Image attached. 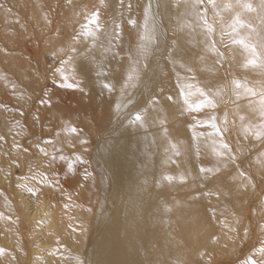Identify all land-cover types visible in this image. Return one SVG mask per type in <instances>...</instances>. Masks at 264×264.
I'll use <instances>...</instances> for the list:
<instances>
[{
    "label": "bare ground",
    "instance_id": "6f19581e",
    "mask_svg": "<svg viewBox=\"0 0 264 264\" xmlns=\"http://www.w3.org/2000/svg\"><path fill=\"white\" fill-rule=\"evenodd\" d=\"M235 2L236 0H216L217 7L213 8L208 4V0H204L197 9H193L192 0H145L140 19L136 20L130 16L127 9L119 8L117 0H110L108 7H100L102 10L97 7L96 9H100L101 12L105 10L104 13L107 12L111 20L103 27L99 26V29L94 26L93 30H89L92 31L91 34L89 33L91 40H94L86 51L89 61L83 67L81 65L73 68L72 72L69 70L71 79L75 78L78 81V78L80 80L82 78L88 81L75 83L76 81L68 77L67 81H64L63 77L58 78L59 84L53 95L56 97L51 102L53 121L48 120L49 116L46 118L47 112L44 109L37 107L39 98L42 97L41 93L34 99L37 103L30 97L28 100L21 99L20 94L14 96L11 93H3L17 86L26 91L33 85L26 86L25 69L14 64L15 62L8 61L10 57L0 61V101L9 102L12 104L11 109L18 113V116L15 114L12 117L14 114L11 116L0 112V145L4 138L12 139L13 136L15 140L16 136L13 135L15 132H18L22 145L26 143L30 145V142L35 140L51 141L56 132L55 144L50 142L52 145H47L45 151L40 150L42 153L39 155V160H45L43 162L46 170L39 183L34 180L37 185L32 198L37 204L44 201L52 202V206L58 205L51 224L54 226L53 234L55 237H62L66 233L73 241L66 247L65 261L62 262L49 252L44 264H81V262L82 264H191L190 251L199 249L200 239L210 236L217 215L225 216L229 213L237 222L243 218L237 206L246 197L239 188H231V184L238 181L225 173L223 163L217 160L220 159L217 152L224 150L220 145L213 148L210 140V142L203 141L201 135L199 137L191 130L193 126L187 124L185 115L198 116L199 111H189L181 95L182 89L190 93L189 102L193 106L205 99L199 95V90H203L207 98L214 101L215 106L225 96L229 102V114L226 112V117L218 118L222 121L226 118L229 123H237L243 135L245 128H249L247 123L244 124L249 115L245 114V105L251 102V95L244 90L236 91L233 87L219 92L213 91L212 88L217 82L224 85L225 80L228 85L231 83L235 85L240 76L238 74L247 79H251L253 75L249 67L244 66L248 62V54L240 44L233 41L244 39L245 31L251 30L254 26L256 14L243 12L236 7H227L229 4L234 5ZM242 2H251L253 6H257L261 0H242ZM206 4L208 7L205 8ZM149 5L151 10L146 15ZM155 11L162 14L160 21L155 18ZM238 12L242 13L241 19L251 27L241 28L238 33H233L231 24ZM101 18L103 19V16ZM205 19L212 27V19H215L221 27L224 25V39L231 43L232 49L226 55L228 64L225 74L221 70L224 60L218 54L217 39L213 36L214 32L211 34L207 32ZM159 23L172 32L173 50L168 57L171 76H168V81H173V88L177 94L170 100L168 97L157 100L145 120L136 121L128 127L126 99L129 90H138L146 81V75L153 61L152 57L157 54L153 47L159 44ZM261 26L264 31V22ZM84 28H81L83 32L86 30V27ZM6 30L8 28L5 29L4 35ZM117 31L120 33L119 36L116 35ZM130 33L136 36L132 42L127 36ZM9 37L11 34L6 39H11ZM84 41L86 40L82 42ZM100 47H103L104 52ZM144 48L148 49L146 55L143 54ZM76 50H73V54ZM3 53L5 54L2 56H7L6 51ZM62 54L64 53L62 52L61 56ZM111 60L115 61L116 76L114 75L115 78L108 83L112 86V90L109 91L103 85L106 83V71L111 68L109 66ZM79 61L78 63H81ZM66 65L68 66V63ZM67 66L65 69L68 68ZM133 69L138 72V77L134 75ZM151 71L153 72L151 79L148 78L152 82L158 72L157 69L152 70V68ZM92 72H95V75H92ZM228 73L230 79L226 77ZM7 75H12L13 81L7 80ZM129 76L133 78L130 80ZM92 79L95 85L90 84ZM65 82L72 83L77 88L62 87ZM258 82L261 84L264 81L260 82L259 79ZM188 85L192 87L188 88ZM165 93L167 90L162 91L163 95ZM69 96H72V99H79L77 106L74 102L66 104ZM44 98L40 103L45 101ZM99 98L101 100H98ZM215 106L205 107L201 111L204 117L205 113H208V120L215 118ZM98 111L102 114L100 118L95 116ZM65 116L82 119L83 123L73 126L78 129V134L71 132L72 124L66 126L68 129L64 126ZM13 118L12 123L15 126L9 122ZM33 118L36 120L32 121ZM241 138L245 140L244 137ZM82 140L87 143H82ZM199 155L212 159L218 168V172L214 171L206 184L205 172L200 171L202 167L205 168V162L201 161ZM77 157H81L83 162L77 160ZM39 160L37 159L38 162ZM21 165L29 166V163L23 162ZM44 168L42 167V170ZM165 176L173 177L172 182L164 179ZM239 182L244 181L239 180ZM182 183L198 185L201 188L202 199L207 196L205 187L211 189L218 202L214 206L205 202L207 213H204L205 210L202 212L203 207L198 206L199 210H196V206L191 204L194 196L192 190L184 189ZM5 195L1 196L5 198ZM182 199L186 202H182ZM3 201H6V198L5 200L0 198V249L3 250V254H0V264H25L28 250L21 239L17 240L12 235L15 233L12 230L19 229L21 225L15 224L14 227L13 223L9 225L6 222L7 218L3 214L4 208L8 206L6 202L3 205ZM212 209L215 211L213 212ZM5 211L9 213L8 210ZM102 217H106L105 220ZM197 217L208 220L209 224L205 226V222L201 220L199 222ZM220 227L223 228V225ZM72 230L79 235L76 237L71 235ZM226 230L223 228L218 231L224 235L223 232ZM221 237L211 238L208 242L209 248L224 242Z\"/></svg>",
    "mask_w": 264,
    "mask_h": 264
},
{
    "label": "rangeland",
    "instance_id": "374dc122",
    "mask_svg": "<svg viewBox=\"0 0 264 264\" xmlns=\"http://www.w3.org/2000/svg\"><path fill=\"white\" fill-rule=\"evenodd\" d=\"M96 1H98L97 4ZM109 1L110 0H1L0 51L2 52H0V55H4L5 53L3 52L6 51L7 56H0V61L2 62L4 59L7 60L10 57L8 61H10L11 63L15 62L14 64H18V66L23 70L25 69L24 71L26 73L24 74V77L26 78H24V80L26 86L30 84L33 85L31 87H28L26 91L17 86L16 88L10 89V91L16 93H12L10 91H5L3 93H11L14 96L20 94V98L23 100H28L30 98H33L34 100L37 98V95L41 93L42 97L39 98L37 107L41 110L44 109L47 112L46 118H48L49 116L48 120L50 119L51 121H53L54 119L51 116V102L52 99L56 97H53V95L54 91H56L55 89L57 84H59L58 81L59 79H61L60 77H62L63 74V76L71 79V76H69V74L70 72H72L73 68L81 67V65L83 67L89 61V57L86 55V51L89 45L92 46L94 41L91 40L92 37L91 35H89V33H91L92 31L89 30H93L95 27L84 25L89 24L90 17L95 12L99 14V26L103 27V25H106L108 22H110V15H108L107 12L104 13L105 10L101 12L102 8H100L108 7ZM117 2H119L118 6L119 8H121V10L125 8L130 12V16L134 17L135 20L140 19V16L143 12L145 0H117ZM97 7H99L101 10H97ZM206 7H208V4H206L205 8ZM155 12V18L160 21V15L162 14H160L159 11ZM254 14L256 15L254 26L252 27V29L256 27L254 28L255 31H252V29L245 31V34H243V36L246 42L249 40L252 44H258L259 41L264 38V31L261 29L262 20L259 14V8L257 9V12H254ZM101 16H103V19L101 18ZM261 16H264V14L261 13ZM161 24L159 25V44L153 47V49L157 51V54L152 57L153 61L146 75V81L143 82L142 86L138 90H129L128 97L126 99V122L128 127L136 122L134 117L137 113L141 114V116L143 117L142 120H145L150 109L154 105L153 103L164 97H168V99L170 100L177 94L175 89L173 88V81H168V76H171L168 66V57L173 50V39L171 35L172 32L163 24ZM212 24L213 28L215 29L213 36L217 39V50L219 53L223 54L222 58L224 62L221 65V70L225 74V70L228 64V56L226 55L232 49L231 43H229L227 39H224V25H222L221 27V25H219L215 19H212ZM4 26H6V28ZM84 27H86V30H84L85 32H83V30L81 29H85ZM4 28H8L5 35L3 34L5 33ZM79 30H81L83 33ZM9 32L11 34V37L9 38L11 39L8 40L6 39V37L8 38V35L10 36ZM86 33L88 35H86ZM86 36L90 37V39ZM127 36L128 40L131 42L136 39L134 33H130ZM82 38L86 41L82 42ZM86 42L88 43L86 44ZM66 49L68 50L67 52ZM100 49L102 50L103 47H100ZM73 50H76L74 51V54ZM258 51H260L259 48ZM261 51L264 52V49H261ZM62 52L64 54H62L61 56ZM102 52H104V49L102 50ZM8 54H10V56ZM75 54H77V56H75ZM37 57H39L38 60ZM120 57L122 58V55ZM78 61L81 63H78ZM67 63L68 66L66 65ZM153 63L154 65L152 66ZM114 64L115 61L111 60V62L109 63V66L111 67L109 68L110 71H106L108 78L106 76L105 81L107 84L111 81V79L115 78L114 75L116 71L114 70ZM35 65L37 66L36 68ZM2 66L4 65L2 64ZM66 66L68 67L67 69H65ZM151 68L152 70L157 69L158 72L157 77H155L152 82L149 80V78L151 79L150 76L153 73L151 71ZM42 70L45 71L43 72ZM249 70L253 72V75H251L252 78L247 79L243 75L238 74V76H240L238 77L237 82L245 85L246 87L249 86L256 92L255 95L250 94L251 102L249 101L250 103L247 102L245 105V114L249 115L244 124L247 123L250 128H252L253 130L256 128L255 131H257V128H259L258 125L264 123V118L261 117L262 106L260 103L262 99L260 93H264V82H262L261 84L258 82L259 79L260 82L264 81V70L252 67H249ZM92 75H95V72H92ZM7 76V80H9L10 82L13 81L12 75ZM226 77L230 79L229 73ZM71 80H73L74 82L76 81L75 83L82 82L83 80V83H86L88 81V79L82 78L81 80L78 78V81L75 78H72ZM93 82L94 81L92 79L90 84L95 85V82ZM2 86L4 87L3 84ZM230 87H233L236 91L244 90L243 88L237 89L234 83L228 85V82L226 80L224 85L217 82L212 86L213 91L218 92L225 90L226 88L227 90H230L228 89ZM164 90H167V93L163 95L162 91ZM229 94L230 93L228 92V96ZM71 97L72 96L67 97L68 101L66 102V104L68 105V103L70 104L74 102L75 106H77V100L79 99H72ZM252 97L254 98L252 99ZM43 98L45 101H43V103H40ZM226 98L224 96V98L218 104H216L214 109V122L222 132V136L217 135L215 129L208 126H200V124L198 123L202 121H206L209 123L212 122V119H207L209 117L208 113H205V117L201 111H199L198 116L197 114H195L194 117L192 115L186 114L185 121L187 122V124H191L189 126H193V129L191 130H193L194 133H196L199 137L201 135L203 141H211L213 148L220 145L221 140L223 141V143H226L229 146L228 149H223V155L220 156V159L217 160L223 163L225 167V169L224 167L223 169L226 170L225 173H228L233 177L235 181H238V183H234L233 185L231 184V188H239L242 195L246 197L244 201H241V203L237 206L239 211L242 212L243 218L240 220V222H237L229 213L225 216L217 215V217H215L216 220L214 221L213 219L216 226H212L213 229H211L210 236L205 237V239L201 238L200 240L202 243L200 242L199 249L190 251V253L192 252L190 254L192 258L191 264H193L194 260V264H226L227 262L228 264H233L234 262V264H249L250 261H255V264H263L264 255L262 256L259 254H261L260 250L264 249V138L257 139L256 136L252 133L243 135V132L239 129V125L237 123H229L228 121L227 123H225V121H222L218 118L220 116L226 117V112L227 114H229V102ZM98 100H101V98H99ZM34 101L35 103H37L36 100ZM11 105L12 104H10L9 102L0 101V112L2 114L4 113L11 116L14 114L12 117H14L15 114L16 116H18V113L14 112L11 109ZM95 116H99L100 118L102 117V114L100 113V111H98V113L96 112ZM66 117L67 116H65V119L63 121L65 122V127L68 124H72V126L69 125L70 128L73 126L76 127L83 123L82 119H71V117ZM69 118L72 120V123ZM34 119L35 118H33L32 121L36 120ZM9 122H11L13 126H15V124L12 123L14 122V118L12 119V121L10 119ZM258 130H260V128ZM231 131L233 134L231 133ZM55 133V136L51 141L35 140L34 142H30V145L29 143L22 145L21 139L18 138V132H15L13 134L14 136H16L15 140L13 136L12 139L4 138L2 139L0 145V157H2L0 158V198H3V200H5L6 198V201H3V205L6 202V205L8 206L6 207L5 205L6 208H4L5 213L3 215L5 216V218H7L6 222L9 225L10 223H13L14 227L18 224L21 225L19 229H13L12 231L15 233L11 234L15 239H21L24 242V247L28 250V257L25 261V264H44V262L48 258L49 252H51L53 256L59 258L63 262L66 260V247L73 241V239H70L66 235V233H64L62 237H55L53 234L54 226H52L51 224L53 223L52 219L54 218L57 208L56 206L58 205L52 206V202L44 201H41L39 202V204H37L36 200L34 201L32 198L34 188L36 187L37 183H39V180L44 177V173L46 170L44 168L45 160H43L44 162L39 160V155L42 153L40 152V150L45 151L47 145L50 146L52 144H55ZM79 137L81 138L82 136L80 135ZM241 137H244L245 140H242ZM38 144L41 145L40 149ZM18 153H21V155H18ZM20 156H23V158H20ZM199 157L201 161L205 162V169H209V171L205 172L206 184L207 179L213 175V172H218V168L216 167L212 159L210 160L209 158H206L202 155H199ZM37 159L39 160V162L37 161ZM23 162L29 163V166H22L21 164ZM42 167L44 168L43 170ZM239 180L241 182H244L240 183ZM34 182L36 184H34ZM182 186L187 191L192 190V194L194 196L192 197L191 204L196 206V210H199L198 206L203 207V212L205 210V202L213 206L218 202V199L214 195L213 191L207 187H205L207 196L206 198H204V200L200 196L201 188L198 185L182 183ZM2 192H5L6 195ZM1 195H5V198ZM194 200L195 202H193ZM182 202L186 201L182 199ZM5 210H8L10 214ZM212 211L214 212L215 209H212ZM204 213H207V211L205 210ZM247 216L249 217L247 218ZM102 218L105 220L106 217ZM8 220H11V222H8ZM200 220L205 222V226L209 224L208 220L206 219L199 218L198 221L200 222ZM220 222L223 225L224 230H226V228H230V230H226L223 232L224 235L220 234L218 231L220 229L223 230V228L220 227L222 226ZM247 226L249 231L247 230ZM70 234L74 237L79 235L73 230L70 231ZM235 234H237V236ZM218 236H222L224 242L222 241L218 245L209 248L208 242L210 241V239H215L214 237ZM211 252L213 254H211ZM235 260L238 262H236Z\"/></svg>",
    "mask_w": 264,
    "mask_h": 264
},
{
    "label": "snow or ice",
    "instance_id": "6c2138e0",
    "mask_svg": "<svg viewBox=\"0 0 264 264\" xmlns=\"http://www.w3.org/2000/svg\"><path fill=\"white\" fill-rule=\"evenodd\" d=\"M203 3H204V0H192L191 7L193 9H197V7L199 5H201V4H203ZM208 4L211 5L213 8L217 7L216 0H208ZM227 7L228 8L236 7V8H239V9L243 10V12H247V13L257 12V9L259 8V14H260L261 20H262V22H264V16H261V13H264V0H261V3L259 5H257V6H253V4L251 2H242V0H236L234 5L229 4ZM150 10H151V6L149 5V7L146 9V15L150 13ZM197 14H199V13H197ZM205 15H206V12H205ZM241 15H242V13L238 12L236 14L232 24H231V28H232L233 33H238L241 28H245V27H249L250 28L251 27V25L246 24L241 19ZM204 24H205V27H206L207 32L209 34L214 32L215 29L211 25L208 24V21L206 19L204 20ZM89 25L90 26H96L97 29H99V14L98 13H93L92 14V16L90 17V20H89ZM117 28H119V26H117ZM252 31H255V29H252ZM116 35L117 36L120 35L119 31H117ZM233 43L240 44L244 48L245 52L248 54L249 59H248L247 64L244 65L245 67L260 68V69L264 70V52L261 51V49H264V38H262L259 41L258 44H252L250 42H246L245 39L234 40ZM213 48H214V46H213ZM258 48L260 49V51H258ZM147 51H148V49L144 48L143 49V54L146 55ZM218 54L221 55V56L223 55L222 53H218ZM133 73H134V75L136 77H138V72L135 69H133ZM62 77H63L64 81H67L68 78L66 76H63V74H62ZM132 78H133V76H129L130 80ZM61 86L69 88V89L77 88L76 85H74L72 83H67V82H65ZM103 87L105 89L109 90V91L112 90V86L107 84V83H105L103 85ZM187 87L191 88L192 86L188 85ZM235 87L237 89L243 88L244 92H246L248 94H251V95H255L256 94L254 89L248 88L245 85L240 84L239 82H235ZM181 95L184 97V103L188 106V110L189 111H197L198 112V111H202L205 107H214L215 106L214 105V101L212 99H210V98H207V94L203 90H199V95L201 97H205V99L202 100L200 103H196L195 106H193V104H191L189 102L190 93H186L182 89L181 90ZM261 96H262V99H261V102H260L261 106H262L261 117L264 118V93H261ZM134 118H135V120L137 122H141L142 119H143V117L139 113H137ZM241 119H243V117H241ZM214 121H215V118L213 117L212 122H210V123L206 122V121H202V122H198V123L200 124V126H208V127H211L213 129H215L216 130V134L222 136V132L220 131L219 127L217 126V124ZM225 123H227V119L226 118H225ZM259 128H260V130H257L255 132H253V129L250 128V127L249 128H245L244 131H245L246 135L248 133L254 134L257 139L264 138V123H262L259 126ZM71 132L73 134H78V129L73 127L71 129ZM81 142L82 143H87V141H85V140H82ZM173 147H175V145H173ZM220 148L221 149H228L229 146L226 143H223V141L221 140ZM217 155L218 156H222L223 152L222 151L221 152H217ZM76 159L79 160L80 162H83L81 157H77ZM200 171L201 172H206V171H209V169H205V168L202 167L200 169ZM164 179L168 180L169 182H172L173 177L165 176ZM181 182H183V177H181ZM57 251H59V250H57ZM260 251H261V254L264 255V249H261ZM0 254H3V250L2 249H0ZM81 264H82V262H81ZM249 264H255V261H250Z\"/></svg>",
    "mask_w": 264,
    "mask_h": 264
}]
</instances>
